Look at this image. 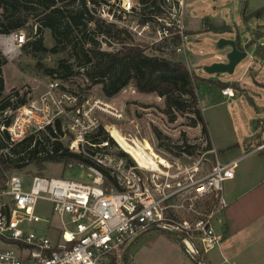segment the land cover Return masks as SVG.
<instances>
[{
	"label": "built area",
	"instance_id": "2783aa9c",
	"mask_svg": "<svg viewBox=\"0 0 264 264\" xmlns=\"http://www.w3.org/2000/svg\"><path fill=\"white\" fill-rule=\"evenodd\" d=\"M192 2L99 0L96 15L127 30L157 55L187 59ZM26 41L24 31L0 35V50L14 60ZM19 92L25 94L26 103L5 111V116L14 117L8 127H1L12 142L49 127L59 134V123L60 140L70 135L71 140L63 143L91 163L68 166L85 169L89 181L35 175L27 185L20 175L9 178L5 194L10 203L0 210V241L14 248L0 247V264H112L114 256L116 264H125L121 259L124 249L153 229L175 232L186 254L197 264H207L205 254L224 239L214 223L229 206L224 182L235 177L238 161L225 163L217 157L203 177L196 176L194 167L179 168L177 174L171 164L158 170L143 167L112 136L114 142L90 140L104 117L122 120L124 110L99 98L82 97L50 76L32 91ZM222 94L233 96L234 91L225 88ZM263 149V142L257 144V151ZM40 201L51 203L57 225L37 213ZM207 201L211 204L199 206ZM39 223L44 225L40 231L32 227Z\"/></svg>",
	"mask_w": 264,
	"mask_h": 264
},
{
	"label": "rangeland",
	"instance_id": "374dc122",
	"mask_svg": "<svg viewBox=\"0 0 264 264\" xmlns=\"http://www.w3.org/2000/svg\"><path fill=\"white\" fill-rule=\"evenodd\" d=\"M260 1L251 0V3L248 5L247 14L251 13L252 10H256L255 8L257 7L253 4H257ZM244 5L245 2L241 0H235L234 2H226L224 0H195L192 2L188 7L189 16L191 17L188 19V25L192 29L187 45L189 57L187 59L184 57L174 58L183 61L193 72L206 79L199 81V93L211 137L213 139L215 136L221 135L223 142L228 144L223 149L217 150V156L213 152L214 149H204L207 147V143L201 127L189 126L188 116L179 115L176 121H170L162 113L161 108L164 104V98L159 97L155 93L142 94L136 92L133 85H130L120 95L106 98L100 84L93 86L88 92H84L82 89L90 84L85 78H75L81 85L80 87L72 86L68 82L62 81V83L66 89H74L82 97L92 96L99 98L124 110L125 118L122 120L103 118L102 127L108 135V139L114 142L109 133L111 124H114L116 128L127 136V139H135L142 142L163 159L167 160L173 166L171 171L174 174H177L179 168L188 169L194 167L196 176L203 177L212 170L217 157L222 162L228 163L231 162V160H227L231 155L236 154L237 157V155L242 153V156L249 154L252 158L244 160V162L238 161L236 173L241 174L242 171L244 172L243 174L257 175V166L259 161H261L259 158L261 155L256 150L259 142V137H256V135L262 133V136H264V127H262L261 123L264 120V114L261 110L264 106V89L255 84L253 75L250 76L248 74L246 78V72L251 66L258 70L261 68L262 74L259 80H264V60L254 53L253 47H249L246 49L247 57L236 67L233 74H210L205 70L207 66L213 63L228 62L227 54L230 51V46L220 49L218 47L220 40L235 41L237 44L250 40L251 32L256 29V18L253 17L247 21L242 19ZM205 17H209L217 26L228 25L230 29L226 32L205 31V27L202 24V19L204 20ZM31 22L33 20L30 17L28 25ZM34 31H37V26L34 27ZM24 33L27 38L28 32L24 31ZM40 36L47 47L51 48L53 46L49 30H43L40 32ZM100 40L102 49L111 51L121 48V45L110 43L101 37ZM62 56L61 52L59 54L30 53L22 48L21 54L14 60H8L9 63L4 69L6 79L5 93H9L13 89L32 91L33 86L45 81L46 77H49L45 75L44 67L53 66ZM259 62H263V64H259ZM38 63L44 66L43 69L38 67ZM206 77L218 78L222 82H231L232 80L235 83L238 82L242 89L250 88L252 92L249 93V97L253 100L254 105L241 92L234 91L233 96H221V91L217 88L218 86L215 85V82L210 81ZM212 88L213 91L210 90ZM40 89L41 87L35 91V95L37 92H40ZM256 123L259 127L254 133L253 130ZM155 129L161 130L168 136L171 144L175 146L173 151L160 147V142L154 134ZM62 140L66 144L71 140V137L70 135H65ZM246 140L253 141V144L249 145L248 142L246 144ZM185 142L197 147L194 154L178 153L176 147L183 145ZM126 144L134 147L133 143L128 140H126ZM238 145L242 147L241 152L238 151ZM245 145H247V148H245ZM70 163L73 162H50L42 166L29 164L23 170L8 172L6 174L7 182L3 190L0 184V210L10 203V199L6 196L5 191L8 180L12 175L22 176L27 185L30 184L32 177L35 175L89 181L85 169L79 167L68 168ZM229 181L224 182L223 194L226 199ZM205 203L211 204L210 201H207L199 206L203 207L207 205ZM37 213L52 220L53 225L58 224V219L54 217L50 202L40 201ZM43 226V224L39 223L34 224L32 227L40 231ZM0 247L14 248L2 241H0ZM182 257H187L191 263L196 264L186 254L184 246L179 239L173 235L153 229L130 245L128 260L125 264H180L179 259Z\"/></svg>",
	"mask_w": 264,
	"mask_h": 264
},
{
	"label": "trees",
	"instance_id": "16d2710c",
	"mask_svg": "<svg viewBox=\"0 0 264 264\" xmlns=\"http://www.w3.org/2000/svg\"><path fill=\"white\" fill-rule=\"evenodd\" d=\"M90 3V5H89ZM99 0H0V35H8L16 31L28 32L27 41L23 49L30 53L63 54L53 66L44 67L46 76L68 82L72 86L81 85L75 78H85L90 83L82 90L88 92L93 86L100 84L106 98H113L128 86L133 85L135 90L143 94H157L164 98L161 108L162 113L170 121H176L179 115L188 116V125L201 127L205 136L207 147L213 149L208 123L204 111L200 107V80L203 77L191 71L189 67L176 57H164L149 51L146 46L135 41L132 35L125 29L103 21L96 15V7ZM244 5L242 19L259 18L263 9L247 14ZM33 22L29 23V18ZM206 18V17H205ZM204 30L213 32H226L228 25L215 26L206 18ZM37 26V31L34 27ZM49 30L53 46L44 44L40 32ZM260 33L256 35V38ZM121 45L116 50H105L101 47V40ZM255 38V39H256ZM251 39L245 48L255 44ZM242 48V43H238ZM256 55L264 59V46H258ZM8 59L0 50V184L5 188L6 174L12 171H20L29 164L42 166L45 163H87L91 161L83 154L70 151L67 145L60 140V124L57 130L48 128L28 135L20 142H12L10 134L2 126L8 127L13 121V114L5 116V111H15L26 103L25 94L13 89L6 92L4 69L8 65ZM214 81L217 86L235 88L241 91L236 83H224ZM76 92L74 89H70ZM154 134L160 142V147L171 150L175 146L161 130L155 129ZM108 135L103 127L90 137L92 142L107 140ZM262 143V141H260ZM178 153L194 154L196 146L184 143L176 147ZM90 150V149H88ZM263 153L264 149L259 151ZM125 154V153H123ZM125 156H127L125 154ZM108 175V174H107ZM128 249L125 255V263L128 260ZM116 256L112 264H116Z\"/></svg>",
	"mask_w": 264,
	"mask_h": 264
},
{
	"label": "crops",
	"instance_id": "0c3cea01",
	"mask_svg": "<svg viewBox=\"0 0 264 264\" xmlns=\"http://www.w3.org/2000/svg\"><path fill=\"white\" fill-rule=\"evenodd\" d=\"M250 3L251 0H245V6L247 10ZM253 5H255L257 8H255L256 10H252L251 13L257 11L258 9H263L261 17L256 18L255 20L256 29L251 32L250 38V40L255 39L256 35L260 33V36L255 39V44L251 46L254 49V53H256L258 46H264V0H261L259 3ZM246 13L248 12L246 11ZM189 18L191 17L189 16ZM206 18L210 21V23L217 26L209 17ZM203 23L204 20L202 19V24ZM191 32L192 29H190V33ZM250 40L243 42L242 48H245ZM253 59L255 58L253 57ZM259 64H263V62H259ZM248 74L250 76L253 75L255 84L261 86L264 89V80H259V77L262 74L261 68L258 70L251 66L246 72V78ZM206 78L222 82V80L218 78ZM224 83H235V81L231 80V82ZM236 84L239 86L241 91L235 90L234 87H231V89L236 92L244 93V95L247 96L248 101L254 105L253 100L249 97V93L252 92L251 89H242L238 82H236ZM215 85L217 86L216 83ZM213 88L210 90L213 91ZM217 88L221 91V96L224 97L225 95L222 94L223 88L219 86ZM200 105L202 108L201 100ZM261 110L264 114V106ZM261 123L263 125L262 127H264V120L261 121ZM258 127L259 126L256 123L253 130L254 133ZM257 136L259 137L258 144L260 141L264 143V136H262V133L257 134L256 137ZM211 141L213 149L216 152L218 149H223L226 145H228L223 142L221 135H217L213 139L211 137ZM247 142L249 145L253 144V141L251 142L246 140V144ZM238 146V151L241 152L242 147L241 145ZM245 148H247V145H245ZM260 155L262 157H259L261 161H259L257 166V175L251 176L243 174L244 172L241 171V174L236 173L235 177L229 181L226 193L229 206L219 216V220L215 221L214 223L216 230L224 234V239L216 248L208 251L205 254L207 264H264V156L261 152ZM249 158L251 159L252 156H249V154L242 156V153H240L237 155V157L236 154L231 155L227 160H231V162H244V160L246 161ZM191 260L196 262L193 258ZM179 263L193 264L191 261H189V259H187V257H182L179 259Z\"/></svg>",
	"mask_w": 264,
	"mask_h": 264
},
{
	"label": "bare ground",
	"instance_id": "6f19581e",
	"mask_svg": "<svg viewBox=\"0 0 264 264\" xmlns=\"http://www.w3.org/2000/svg\"><path fill=\"white\" fill-rule=\"evenodd\" d=\"M111 136L119 143L124 151L134 157L143 167L160 169V166L171 167L167 160L159 156L153 149L135 139H127L118 128L110 127ZM126 140L133 143L134 147L126 144ZM174 236V235H173Z\"/></svg>",
	"mask_w": 264,
	"mask_h": 264
},
{
	"label": "water",
	"instance_id": "95a60500",
	"mask_svg": "<svg viewBox=\"0 0 264 264\" xmlns=\"http://www.w3.org/2000/svg\"><path fill=\"white\" fill-rule=\"evenodd\" d=\"M227 46H230V51L227 54L228 62L226 63H213L206 67V72L210 74H217V73H229L233 74L235 72L236 67L247 57V50L246 48H240L239 45L235 41L230 40H220L218 47L223 49ZM168 234L176 236L175 232L168 231ZM127 249H124L122 252V261L125 260Z\"/></svg>",
	"mask_w": 264,
	"mask_h": 264
}]
</instances>
